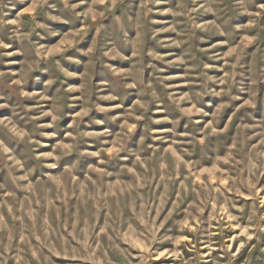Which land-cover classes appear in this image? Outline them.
<instances>
[{
  "label": "rangeland",
  "instance_id": "obj_1",
  "mask_svg": "<svg viewBox=\"0 0 264 264\" xmlns=\"http://www.w3.org/2000/svg\"><path fill=\"white\" fill-rule=\"evenodd\" d=\"M0 264H264V0H0Z\"/></svg>",
  "mask_w": 264,
  "mask_h": 264
}]
</instances>
